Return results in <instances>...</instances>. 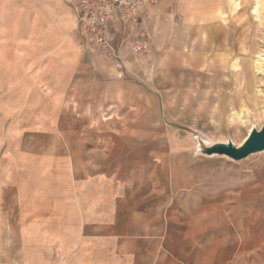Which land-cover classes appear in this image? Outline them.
Instances as JSON below:
<instances>
[{
  "label": "crops",
  "instance_id": "crops-1",
  "mask_svg": "<svg viewBox=\"0 0 264 264\" xmlns=\"http://www.w3.org/2000/svg\"><path fill=\"white\" fill-rule=\"evenodd\" d=\"M180 12L209 24L206 0ZM134 58L121 75L87 50L67 0H0V264H264L261 238L240 236L261 210L244 191L215 198L179 137L151 133L150 92L126 78ZM150 140L171 142L170 164Z\"/></svg>",
  "mask_w": 264,
  "mask_h": 264
},
{
  "label": "rangeland",
  "instance_id": "rangeland-1",
  "mask_svg": "<svg viewBox=\"0 0 264 264\" xmlns=\"http://www.w3.org/2000/svg\"><path fill=\"white\" fill-rule=\"evenodd\" d=\"M181 1L160 0L159 6L151 11L148 19L152 14L159 17L156 36L146 29L150 46L146 52L135 56L137 59L132 60L134 68L126 78L150 92L151 133L177 135L182 143V164L202 166L195 179L213 181L215 198H221L223 191L224 195L231 194L229 206L235 204L234 193L244 191L245 205L255 204L261 210L253 220L245 222L240 236L245 233L247 240L250 236L256 240L261 238L264 247V151L240 161L203 152L204 144L235 141L240 145L252 128L260 129L264 125V69L254 68L252 60L239 49L246 37L244 27L252 30L256 16L234 12L233 0H206L209 24L190 27L188 18L180 12ZM222 33L226 34L224 48L217 46L215 39ZM219 49L224 53L222 64L217 56L215 58ZM168 54L171 59L169 66H165ZM191 54L193 60H190ZM239 57L243 72L234 66ZM240 87L243 96L236 101L239 103L238 99H241L246 106L241 107L238 114L236 109L228 106V95L238 92ZM126 111L131 121L129 128L138 127L135 122L142 111L136 107ZM122 113L121 109L111 108L106 109L103 116L118 119ZM170 143L168 140L165 143L150 140L143 145L149 144L152 151L154 145L162 148L164 144L166 151L160 154L159 163L168 165L173 160L167 151L171 148ZM155 159L151 153L149 164ZM227 181L235 182L232 189H226ZM246 256L249 259L250 254ZM261 256L264 260V252Z\"/></svg>",
  "mask_w": 264,
  "mask_h": 264
},
{
  "label": "built area",
  "instance_id": "built-area-1",
  "mask_svg": "<svg viewBox=\"0 0 264 264\" xmlns=\"http://www.w3.org/2000/svg\"><path fill=\"white\" fill-rule=\"evenodd\" d=\"M86 35V48L98 52L119 74L125 56H138L150 46L145 23L160 0H67Z\"/></svg>",
  "mask_w": 264,
  "mask_h": 264
},
{
  "label": "bare ground",
  "instance_id": "bare-ground-1",
  "mask_svg": "<svg viewBox=\"0 0 264 264\" xmlns=\"http://www.w3.org/2000/svg\"><path fill=\"white\" fill-rule=\"evenodd\" d=\"M233 1H234V12L239 13L240 15L242 13L248 12V13H253L256 16V21L255 22L252 21V23H253L252 25H254L252 30H250V28H248V27H247L248 28L247 29L246 26L244 27L243 33L245 34L244 36H246V37L243 41V45L240 46L239 49H241V51L244 53V55H246L247 59L252 60V63H254V65H255L254 68L258 69V71H259V69L262 70V69H264V27H263L264 0H240V1L239 0H233ZM249 8H252L251 12H249L250 11ZM222 34H223V39L222 38L220 39L217 35L215 36L216 37L215 39H217L216 44L218 43L217 46H221L220 48H224L225 41H226V34L225 35H224V33H222ZM230 46L231 45H229V47ZM219 51L220 52L215 54V58L217 56V60L220 61V63L222 64L224 62V58H223L224 53L222 52V49H219ZM254 55H255V57H253ZM170 59H171L170 55L168 54L166 56V64L167 65H165V66H169ZM234 66H235V68L239 67L240 72L244 71L243 66H242V62H241V57L236 59V63ZM260 73H262V72H260ZM263 75L264 74L262 73V76ZM237 91L238 92H235L233 95H231V94L228 95V100H230L228 102V106L231 107L232 109H236V111H238L237 113L240 114L241 113V110H240L241 107L246 106V103L245 102L243 103V101H241V99H238L239 103H237V101H236L237 98H240L243 96V93L241 92V87L239 89H237ZM218 106H219V108L221 107V105H218ZM246 138L243 140V142L246 140ZM243 142L240 145H242ZM233 143L237 145V143L235 141H233ZM240 145H237V146H240Z\"/></svg>",
  "mask_w": 264,
  "mask_h": 264
},
{
  "label": "water",
  "instance_id": "water-1",
  "mask_svg": "<svg viewBox=\"0 0 264 264\" xmlns=\"http://www.w3.org/2000/svg\"><path fill=\"white\" fill-rule=\"evenodd\" d=\"M203 152L212 155H226L240 161L248 156L264 151V125L260 128H252L242 145L237 146L233 142H216L203 145Z\"/></svg>",
  "mask_w": 264,
  "mask_h": 264
}]
</instances>
